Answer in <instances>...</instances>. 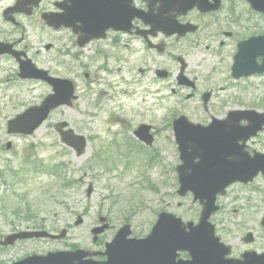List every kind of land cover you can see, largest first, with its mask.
Returning a JSON list of instances; mask_svg holds the SVG:
<instances>
[{"label":"rangeland","instance_id":"rangeland-1","mask_svg":"<svg viewBox=\"0 0 264 264\" xmlns=\"http://www.w3.org/2000/svg\"><path fill=\"white\" fill-rule=\"evenodd\" d=\"M13 1L0 0V28L5 30H8V25L2 20L1 12ZM52 1L47 2L48 9ZM22 37L24 45L41 66L55 55V49L48 53L44 46L55 44L59 35L52 34L50 42L46 35L40 33H26ZM39 38L40 43L37 41ZM207 45L216 47L211 42H207ZM231 47L233 53L235 46L231 44ZM88 55L89 52H85V56ZM194 55L190 62L192 70L208 75V70L216 65L215 57L208 50L195 52ZM84 62L88 63L86 59ZM158 63L165 64L160 56ZM204 63L209 69L202 66ZM195 65L197 70L193 68ZM229 66L230 62L228 69ZM16 74L14 65L0 61V138L11 141L13 145L10 152L0 151V240L10 234L35 228H42L39 230L53 234H59L64 229L68 230V234L61 241L30 240L20 242L7 250L0 247V263L5 264L32 254L71 250L72 246L102 250L104 243L113 238L126 220L130 223L133 234L146 236L160 212H172L183 220L196 222L200 206L192 203L191 196L179 199L175 194L177 181L173 168L179 161L173 147L172 133L168 128L170 121L180 115H186L193 122H209L210 117L224 116L227 111L233 109H254L260 113L264 111V92L260 94L264 85H258L264 78L239 81L237 88L232 91L217 94L212 100V107L215 103L224 104V110L223 107L219 108L220 113H216L213 108L205 113L200 98L185 102L182 108L176 104L169 109L161 105L157 115L158 132L162 137H158L157 144L162 147L164 142V152L160 154L163 160L162 168L158 166L149 172L134 168L105 173L103 165L94 170L90 169L92 143L86 155L76 157L72 150L60 143L53 129L55 123L69 120L73 122L71 125L78 134L88 135L90 128L98 130L101 124L93 126L94 118L87 116V112L81 107L78 113L74 109L55 113L38 133L30 137L10 139L7 136L6 122L22 111L21 108L17 109L16 105L33 103V98L38 95L33 90L23 92L26 85L16 80ZM210 77L212 81L201 82L204 88L225 87L228 83L222 74ZM11 88H16L17 92ZM152 95L154 98L147 104L152 103L149 107L155 108L156 103L159 104L157 99L161 93ZM184 96L180 99H185ZM159 100L161 102V99ZM176 100L178 99H170V105ZM164 103L166 100L162 99V104ZM254 142L255 144L250 143L251 149L264 153V135ZM144 162L145 159H141L132 165L138 167ZM113 175L115 178L111 179ZM88 185L93 186L89 199L86 197ZM216 204L220 211L211 221L219 224L218 234L221 237L236 245L240 242L241 234L245 235L250 230L258 234L253 244L254 250L264 249V230L260 226L264 214V180L257 179L253 184L246 186H232L225 196L217 199ZM103 216L108 218L109 229L93 243L90 231L98 225V218ZM77 217L83 220L79 226H75ZM248 248L244 246L240 251Z\"/></svg>","mask_w":264,"mask_h":264},{"label":"flooded vegetation","instance_id":"flooded-vegetation-1","mask_svg":"<svg viewBox=\"0 0 264 264\" xmlns=\"http://www.w3.org/2000/svg\"><path fill=\"white\" fill-rule=\"evenodd\" d=\"M16 1L1 12L8 30L0 28V43L12 45V50L23 53L25 58L32 55L24 45L23 34L40 33L46 35L49 42L52 40V34L59 35L55 41L56 46L52 43L44 46L48 53L55 49V55L48 59V63L41 66L35 60L32 62L39 70L46 72L48 77L68 80L73 86L74 98L71 106L60 107L55 112L74 108L78 113L81 107L87 112V116L94 118L92 123L99 120L103 123V130L97 135L92 134L91 141L98 145L99 149L95 158L104 160L131 162L141 157L144 149L147 150L144 155L148 160L152 158V154H159L156 142L153 146L146 147L135 136L140 126L149 125L154 136L158 137L157 112L161 105L156 103L155 108L146 105L154 98L152 93H161L163 98L170 95L171 99L185 95V100H188L190 96L198 98L209 92L210 98L213 99L220 92L236 88L233 85L204 88L201 82L209 81V78L199 71H193L190 64L195 51L201 46H205V50L214 55L218 73L230 74L227 65L230 55L233 54L231 44L237 48L239 42L253 37L255 31L264 34V27L254 25L255 16L252 11H248L242 0H219L218 9L208 12L195 8L185 14L170 12L162 15L172 22L169 24L171 27L191 26L194 33L175 32L168 37L162 33L152 34L149 23L134 19L128 32L105 28L98 38L89 40L80 22H75L70 29L61 28L57 31L46 25L44 16L51 11L58 13L56 7L66 5L65 0H53L50 9L47 7L50 0H42L36 6L27 5L22 13L6 15L5 11L12 8ZM208 1L211 7L215 6V0ZM132 6L142 15L156 16L160 12V4L151 0H132ZM119 9L121 10V6ZM245 11L251 13L249 19L240 23V18L246 14ZM237 12H241L239 19L234 16ZM37 41L40 43V38ZM207 42L215 44L216 47L207 45ZM157 46L161 52L154 48ZM87 51L89 55L85 56ZM12 56L3 55L0 59L8 58L15 63ZM159 56L164 59L166 65H159ZM181 61L185 65L183 73L195 83L192 90L187 86L178 85L174 69H179ZM204 65L208 67L206 63ZM157 70L165 71V77L159 78ZM107 75L115 76L107 80ZM29 83L35 87L38 95L33 98V103L26 105L28 108L40 105L52 92V87L47 81L32 80ZM129 98L138 100L137 108H127L126 100ZM182 104L184 102L176 103L180 108L183 107ZM218 104L215 103L213 107L211 105L216 113H220L219 108L222 107V104ZM173 105L175 102L171 103V106ZM140 108L145 109L140 111ZM102 112L105 114L101 115ZM199 123L206 125L203 121ZM2 147L1 145L0 149Z\"/></svg>","mask_w":264,"mask_h":264},{"label":"water","instance_id":"water-1","mask_svg":"<svg viewBox=\"0 0 264 264\" xmlns=\"http://www.w3.org/2000/svg\"><path fill=\"white\" fill-rule=\"evenodd\" d=\"M252 7L257 11H264V0H248ZM237 62H240L237 59ZM237 65V64H236ZM233 68L234 76L247 75L248 71H253V64H242L241 68ZM27 73H32V67H25ZM33 74V73H32ZM31 74V75H32ZM67 101V97L62 95L58 89L55 94L48 97L46 102L39 108L31 109L16 117L15 120L8 123L9 133L31 134L49 115L50 111ZM241 120L248 122L247 127H240ZM264 125V114L258 115L254 112H233L229 113L228 119L223 122L215 121L210 128H201L186 123L184 119H180L174 123L175 137L179 144L181 159L183 165L178 168L181 196L187 191L194 194L195 200H200L203 205V211L200 223L191 232L192 237L186 238L189 242L185 245L176 247L172 246L175 239L184 234L180 221L169 215H160L159 221L152 230L151 235L144 241L134 242L128 241L129 246H114L112 251L124 250L134 253H144L159 251L161 255L174 253L176 250H187L192 259L193 264H207L208 257L200 255V249L197 246L200 235L203 233L208 217L216 208L214 207L215 196L222 193L224 188L235 181H250L258 172L264 171V157L255 156L248 158L241 152V148H236V144L240 141L245 142ZM60 127L57 131L60 133L61 141L69 147L77 150L78 156L82 154L85 147L84 140L81 137L74 136L72 131L61 133ZM189 132V133H188ZM188 150L191 152L189 153ZM233 150V152H232ZM227 157H233L235 162V172L231 173L228 164H225ZM195 159H199L198 163H194ZM220 162H224L223 166ZM218 170L216 171V168ZM198 169V170H196ZM165 225H175L176 232L171 230V234L164 232ZM264 225V220H263ZM191 227V226H190ZM98 230V232H101ZM129 234V228H123L116 236L114 242L120 241L124 243L123 237ZM206 235L212 234V229L205 231ZM32 237H50L47 234H21L12 236L7 239V243H13L16 239H25ZM113 242V243H114ZM122 253L121 255H124ZM83 253H65L53 254L46 258L32 257L18 264H88L82 263ZM164 257V256H161Z\"/></svg>","mask_w":264,"mask_h":264},{"label":"bare ground","instance_id":"bare-ground-1","mask_svg":"<svg viewBox=\"0 0 264 264\" xmlns=\"http://www.w3.org/2000/svg\"><path fill=\"white\" fill-rule=\"evenodd\" d=\"M31 53H32V52H30V54H31ZM31 74H32V73H28V74H26L25 76H23V77L20 78L21 81H19V82H21V83H23V84L26 85V89H25L23 92H25V91H30V90L33 89L32 87L29 86V84H28L27 82H23V81H25V79H26L28 76H30ZM113 76H115V75H107V76H105V79L110 80ZM11 90L14 91V92H17V89H16V88H11ZM143 109H145V108H140V111H142ZM103 114H105V113L102 112L101 115H103ZM36 133H38V132H36ZM169 144H171V143H169ZM173 147H174L175 152H176V151H177V147H176L175 145H174ZM161 148L164 150V145H163ZM166 149L168 150V148H166ZM214 256H215V255H214Z\"/></svg>","mask_w":264,"mask_h":264}]
</instances>
